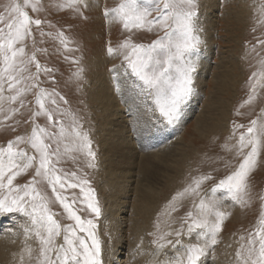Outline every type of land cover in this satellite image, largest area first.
<instances>
[{"label": "snow or ice", "instance_id": "6c2138e0", "mask_svg": "<svg viewBox=\"0 0 264 264\" xmlns=\"http://www.w3.org/2000/svg\"><path fill=\"white\" fill-rule=\"evenodd\" d=\"M40 4L41 0H12L0 12V112L7 111L8 115L4 117L7 120L19 109L9 107L6 110L4 102H16L32 88L37 89L35 103L38 106L30 117L31 132L16 136L7 142L6 147H0V215L19 213L28 218L29 223L24 226L25 235L34 237L39 246L35 264H104V249L96 232V223L93 218H84L80 214L88 211L96 218L101 216L94 189L76 172H65L56 167L69 151L84 152L91 158L88 166L94 167L92 161L96 154L91 150V140L74 118L71 126L74 147L69 149L64 144L68 130L56 116L59 104H66L67 100L54 88L50 92L39 88V74H50L52 69L39 63L35 51L30 56L26 52L27 39L31 38L33 45L36 43L33 25L40 28L45 23L33 18L27 9L39 12ZM81 4L88 6L86 0H66L60 7L79 12ZM198 9V0H119L116 6L104 9L103 15L107 20L118 22L129 33L116 48L109 46L107 52L122 57L119 68L123 69V76L140 95L151 101L146 107L158 123L179 124L184 108L195 92L193 76L197 65L193 57L198 55L201 43ZM141 30L159 31L161 34L150 43H136L133 33ZM57 37L62 44L65 43L62 31L57 33ZM258 43L264 45V40ZM33 64L35 72L24 76L26 65ZM260 64L261 71L253 72L248 78L250 89L243 104L254 101L258 86H262L264 59ZM117 70L116 65L111 69L113 72ZM25 81L35 82L26 84ZM5 91L9 95L5 96ZM20 103L22 106L23 100ZM236 114L239 115V111ZM40 116L46 117L47 126L35 122ZM239 129L245 130L237 135ZM232 138L235 142L226 143L224 147L239 157L235 167H231V161L227 162L225 166L230 167V171L208 189H202V184L213 179L211 173L191 177V182L169 201V215L176 212L178 202L186 198H192V207L180 218L179 228L174 232H158L151 241L155 245L153 255L168 257L156 261V264H203L202 258L219 243V234L227 218L221 210L224 202L231 200L241 206L248 203L250 177L264 152V109L247 126L233 122ZM19 144L30 146L35 155L16 147ZM33 168L34 175L27 184H14L16 177ZM41 184L51 189L54 200L41 189ZM76 188H79L83 199L75 194L71 198L63 194ZM261 200L264 201V196ZM52 203L62 207L63 215L71 223L61 224L56 219L61 214L52 210ZM78 205H86V208ZM173 235L175 239H170ZM193 235L195 243L190 239ZM60 237L62 242H58ZM185 238L189 239L186 241ZM240 240L234 264H264V203L253 230ZM140 247L137 245V249ZM168 249L174 254L169 255ZM32 252V248L26 245L24 253L30 260L33 259ZM23 258L22 254V264Z\"/></svg>", "mask_w": 264, "mask_h": 264}, {"label": "rangeland", "instance_id": "374dc122", "mask_svg": "<svg viewBox=\"0 0 264 264\" xmlns=\"http://www.w3.org/2000/svg\"><path fill=\"white\" fill-rule=\"evenodd\" d=\"M10 2L12 0H0V12H3L4 6ZM65 2L66 0H41L39 12H32L31 8L27 9L33 18H39L45 23L40 28L33 25L36 43L33 45L32 39H27L25 42L26 52L30 56L35 51L39 63L52 69L50 74L44 72L39 74V88L47 89L49 92L54 88L67 100L66 104L63 102L59 104V114L56 116V119L61 120L68 130L64 144H67L69 149L74 147L71 126L75 118L81 130L87 133L91 140V150L96 154L95 160L92 161L94 167L88 166L91 158L79 151H69L67 156H63L59 160L56 167L65 172H76L77 176L87 179L90 182V187L94 189L95 197L103 214L109 187H104L103 184L107 171L100 163L102 150L93 109L91 80L95 73L105 71V74L109 75L113 72L111 69L114 65L118 68L116 71L118 74L119 72L123 73V69L119 68L122 57L109 55L107 48L109 46L116 48L129 33L123 30L121 24L107 20L103 15L105 8L116 6L119 0H86L88 6L84 7L81 4L79 12L71 8L60 7ZM198 3L201 43L198 47V55L193 57L197 65L193 76L195 92L184 108L180 125L169 126L161 123L164 131V148L166 153L171 152L168 155L171 158H168L171 160L169 162L173 163H170L171 167L162 164L158 172L152 174L150 171L147 173V177L142 172L138 173L139 170L136 165L132 167L131 173L136 172L140 177L147 178L148 184L160 191L156 200V208H154L150 220L141 218L142 220L139 221V225L145 229L142 234L147 237L145 240L143 237L140 240H134L135 243L132 242L130 247V254H125L129 260H138L137 264H156V261L168 258L167 256L153 255L155 245L151 241L158 232H174L180 227V218L192 207V198L189 197L178 202L177 211L172 212L171 215H169L171 211L169 201L178 191L191 182V177L211 173L213 179L202 184V189H208L230 171V167L225 166L227 162L231 161V167H235L239 157L224 147L226 143L230 145L235 142L232 138L233 122L247 126L264 109V80L261 81L262 86L257 88L255 100L250 104H243L250 89L248 78L253 72L261 71L260 61L264 59V45L258 43V41L264 40V0H198ZM208 19L210 21H207ZM61 31L65 37L63 44L57 37V33ZM41 32L44 33L43 36L40 35ZM160 34L159 31H136L133 33V40L136 43L147 44ZM205 37L211 38L205 39ZM236 58H238V62H236ZM202 63H209L213 69L207 76H203V90L200 91L201 88L198 90L196 86V78L203 66ZM222 65L229 74L230 71L232 72L229 79L234 80L235 87L231 95L229 91L221 92V100L227 101L229 99L228 101L231 103L228 106V114L216 115L208 121L207 127L199 130L195 127L196 113L198 114L201 107L200 111H202L205 102L208 101L213 89L212 74L218 71V66L221 67ZM26 68L27 71L23 73L24 76L35 72L34 64L26 65ZM34 82L25 81L26 84ZM36 91V88H32L16 102H4L6 110L12 107L18 108L19 111L10 115L7 120L4 119L5 115H8L7 111L0 112V147H6L7 142L14 140L16 136L31 132L32 120L30 117L32 111L38 107L35 103ZM4 95L7 96L9 93L5 91ZM142 98L146 100L145 97L142 96ZM20 100H23L22 106ZM146 101L151 103L150 100ZM49 107L55 106L49 105ZM237 111H239V115L236 114ZM35 122L40 126L48 125L44 116L36 118ZM244 130L239 129L237 135L239 131ZM49 131H53V129L49 128ZM175 131H179L178 134ZM176 142H180L179 145L176 146ZM64 144L61 145L62 151ZM16 147L26 149L29 155H35V150L26 144H19ZM72 157H75V160ZM141 160L143 159L138 161ZM33 175L34 168L29 169L16 177L14 184H27ZM249 185L247 204L241 206L233 204L231 200H226L222 205L221 210L227 214V218L224 220L222 231L219 234V243L209 250L206 257L202 258L203 264H234L235 252L241 243L240 237H246L247 233L253 230L261 211V205L264 203L261 200V196H264V152H262L259 163L250 177ZM40 187L54 200L50 188L45 184H41ZM116 192L118 193V189ZM63 194L70 198L75 194L83 199L80 196L79 188L68 189ZM196 202H199L198 199ZM78 207L86 208V205H78ZM51 208L54 212L61 214L56 217L61 224L71 223L63 215V209L58 203H52ZM80 214L84 218L94 219L97 235L104 248L107 220L102 218V214L99 218L94 217V214L88 211ZM120 215L117 217L118 220ZM11 216L13 220H10V216H4L7 218H4L2 224L7 226L4 227L3 233L0 231V241H2V237L7 235L5 240L9 242V244H4L5 247L0 255V264H22V254L24 257L23 264H35L34 257L38 254L39 246L34 237L29 238L25 235L24 226L29 223L28 218L19 213H12ZM132 216L131 211H129V218H127V227L129 228L132 225ZM128 237L129 239L132 238L131 230L128 231ZM169 238L175 239L174 235ZM185 239L187 241L189 238ZM190 239L191 242H196L195 235ZM58 242H62V237L58 238ZM26 245L33 250L32 260L24 253ZM135 245H140V249L138 250ZM166 251L169 255L174 254L170 249ZM125 256H121L120 260H126Z\"/></svg>", "mask_w": 264, "mask_h": 264}, {"label": "bare ground", "instance_id": "6f19581e", "mask_svg": "<svg viewBox=\"0 0 264 264\" xmlns=\"http://www.w3.org/2000/svg\"><path fill=\"white\" fill-rule=\"evenodd\" d=\"M210 38L205 37V39ZM236 60L238 62V58ZM202 64L203 66L196 78V86L198 90L201 88L200 91L203 90V76H207L213 69L209 63ZM230 74L223 68V65L218 66V71L212 74L213 89L208 97L209 99L205 102V105L203 104V110L200 111L201 107L198 114L196 113L195 127L197 129L201 130L207 127L208 121L216 115L228 114V106L231 103L228 98L227 101L221 100V92L229 91L230 95L233 94L232 91L235 89L234 80L229 79ZM91 85L93 97L91 98L94 104L97 133L100 136L99 143L102 150L100 163L107 171L106 176H103V184L104 187H109V194L105 199V210L102 214V218L106 219L108 223L103 248L104 264H137L138 260H129L125 254H130V247L134 240H140L141 237L145 240L147 237L142 234L145 229L139 225V221L141 218L150 220L153 210L156 208V200L160 191L151 187L147 178L140 177L136 172L131 173L132 167L136 165L139 170L138 173L142 172L146 177L150 171L155 174L162 164L171 167L173 162H169L171 160L168 158H171V156H168L171 152L166 153L164 148L162 124L158 123L155 115L148 111L146 105L149 103L142 98L138 90L131 86V82L123 76L122 72L118 74L115 71L109 75L105 74V71L95 73ZM178 132L176 133L178 134ZM179 143L176 142V146ZM139 159L143 160L138 161ZM136 160L137 162H135ZM116 189H118V193ZM129 211L133 215L130 228L127 227ZM119 214L121 215L118 220ZM4 216H10V220H13L11 214L0 215V231L2 233L4 227L7 226L2 224L4 218H7ZM130 230L132 233L131 239L128 237V231ZM5 232L7 231L5 230ZM5 237H2V241H0V255L5 247L4 244H9V242H6ZM8 249L10 250V248ZM123 255L126 260L122 259L124 261H121L120 257Z\"/></svg>", "mask_w": 264, "mask_h": 264}]
</instances>
